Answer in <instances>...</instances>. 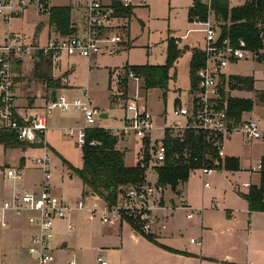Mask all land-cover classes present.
I'll use <instances>...</instances> for the list:
<instances>
[{
  "label": "built area",
  "instance_id": "2783aa9c",
  "mask_svg": "<svg viewBox=\"0 0 264 264\" xmlns=\"http://www.w3.org/2000/svg\"><path fill=\"white\" fill-rule=\"evenodd\" d=\"M141 2L144 3L145 0ZM205 3L209 7L210 0ZM113 4L131 8L132 0H79L76 10H80V19L84 25L82 33L76 34L71 20L75 34L53 36L45 45L27 42L16 34H9L4 43L0 44V146H7V140L10 138L11 141L22 145V149L29 150L37 146L39 154L29 155V159L40 173L39 190L35 192L26 189L21 183L24 166H0L1 177L11 183L10 194L0 197V228H7L8 213L16 217L28 214L27 221L34 232L29 237L27 251L35 264L54 263V224L68 219L74 213L88 222L97 221L104 226L127 223L136 233L155 238L166 230L168 213L181 209L186 212L185 218L192 220L202 211L185 205L182 200L179 205L166 204L164 192L157 186V178L155 183L146 179L142 184L121 188L112 201L96 193L85 192L75 202L55 196L50 191L48 182L51 179V156L47 141L46 114L69 110L81 112L84 126L78 131H69L66 134L76 139L79 148L85 144L88 129L101 127V114L85 89L81 99H69L61 92L49 95L43 115L21 117L15 104L13 65L16 61L42 57L48 59L54 68L65 58H90L102 52L113 54L123 43V36L113 30L118 27L113 25L114 20L121 18L113 15ZM29 8L38 13L49 14L51 6L49 0H0V18L10 25L13 19L22 16ZM193 23L203 27L201 31L204 34V42L200 51L204 62L195 73L196 87L190 90V101L175 106L174 121L171 125L158 127L152 116L141 107V98L136 94L132 101L125 103L127 115L124 117L122 128L116 131L115 136L121 140L132 138L136 145H141V155L146 151L149 157L148 170L154 172V167L162 165L167 159V136L181 137L188 131L200 133L202 144L205 146L204 159L210 164H202L192 171L199 170L204 178L223 170L221 165L227 158L224 152L225 141L231 135L239 134L246 142L264 144V124L246 118L245 112L237 121L230 119L223 99L229 95L231 76L225 73L229 64L254 58L257 54L247 49L243 39L222 37L221 27L211 22L210 14L204 22ZM108 29L109 31H106ZM126 78L134 80L137 88L143 91L142 79L139 76L128 71ZM62 85H66L65 79L62 80ZM155 132H160L159 136L154 137ZM21 159H25V156ZM217 167L222 169L217 170ZM242 170L250 175L260 176L264 173V159L261 158L253 166ZM202 186L208 188L210 184L204 181ZM250 186V183H242L238 188L248 190ZM87 193H93L95 196L86 197ZM73 230L74 226L68 224L67 231ZM190 243L199 245L196 239H190ZM67 264H75L74 257H70ZM97 264H107V261L98 257Z\"/></svg>",
  "mask_w": 264,
  "mask_h": 264
},
{
  "label": "rangeland",
  "instance_id": "374dc122",
  "mask_svg": "<svg viewBox=\"0 0 264 264\" xmlns=\"http://www.w3.org/2000/svg\"><path fill=\"white\" fill-rule=\"evenodd\" d=\"M138 1L132 0L136 16L132 19L129 27L130 37L133 39L132 45H126L127 40L125 38V45L121 44L120 48L111 56L105 52L108 55L100 56L95 65H92V63L86 65V63L81 61L77 64L75 71H73L74 82L81 88V93L76 98L81 99L82 91L86 89L93 100L94 106L99 108V113L106 116L105 118H100L101 128L109 130L114 135L117 130L122 128L124 117L127 115L125 103L132 101L136 94H139L141 98H139L141 107L145 108L152 116L156 125H171L174 121L173 110L175 106L179 103L189 102L191 99L190 60L192 52L195 49L201 50L203 48L204 34L201 31L203 27L200 24L189 23L187 18L188 8L192 5L193 0H145L141 4ZM230 1L233 3L230 7L243 2L242 0ZM77 2L79 0H49V5L52 7L71 6L73 11V9L76 10ZM48 18V13H38L29 8L24 11L22 17L11 21L10 31L24 37H32L35 32H38V27L43 28L47 24ZM210 20L213 24L221 27L220 21L215 20L212 13H210ZM10 31L9 25L0 18V44ZM42 32H45L44 28ZM175 38L181 39L180 45L176 44L180 53L173 67L169 70L170 80L165 92L160 89H152L145 93L137 88L138 86L134 80L126 78L127 72L130 70L125 67L164 65L167 42L169 39ZM43 40L44 38L41 37L40 41ZM256 54L254 58L230 63L225 73L232 78L239 76L251 78L254 81L251 90L229 89V95L250 100L252 104L251 111L245 112L244 116L257 121H263L264 41L263 47ZM29 70L33 71V67H30ZM124 79H126V83H123ZM120 81L122 83L119 88ZM110 95H113L115 100L111 101L109 99ZM43 101L37 100L35 106L28 109L29 115L27 117L43 115L45 112V102ZM16 104L22 106L23 103L21 101L16 102ZM26 111L24 109L20 110L21 113H25ZM75 113H78V116ZM46 117L48 121L47 141L55 150V152L49 151L51 156V179L48 182L50 191L55 196L76 202L83 194L82 184L80 179L75 175H72V178L69 179L71 172L64 161L76 169L81 167V151L76 144V139L66 135L69 131H78L84 126V121L81 120V112L75 110H69L66 113L53 111L46 114ZM159 134L160 132H156L153 136L156 137ZM233 135L228 141L226 140L227 142L225 141V154L228 157L243 160L239 168L246 167L248 160H252L250 166H253L258 161L256 156L263 151L264 147L250 144L243 145L241 138L237 136L239 134ZM117 140V147L124 152L125 164L133 166L139 162L141 158V145H136L132 138ZM1 150L3 149L0 147V164L5 163L4 165L10 166H17L19 164L18 159L23 155V151L20 148H6L5 154H1ZM38 152L37 146L29 148L25 158V166L22 168V185L26 189L35 192L39 190L40 173L33 166L29 155L39 154ZM146 179L155 183V172L147 170L143 182ZM204 181L210 184L208 188L202 186ZM255 181L256 176H252L251 182ZM249 182L250 178L245 173V170L231 173V170L223 169L221 172H213L204 178L200 175L199 170H195L189 173L186 183L177 186L175 192L167 187L164 190L163 198L164 202L168 205H171L172 202L179 205L183 198L188 203L194 204H198L204 200L207 208L217 203L219 205V208H217L218 213L222 211L220 210L221 208L233 210L231 207L237 203V198L241 197L247 190L238 187L242 183ZM2 184L0 177V192L9 193L11 183L4 180ZM178 211H175L176 214H180L181 212L183 214V211ZM206 211L208 212L209 210ZM6 219L9 222L7 228H0V256L4 255L7 257L4 264L8 262V258L13 252L12 248L20 251L22 258L32 264L27 254L26 239L22 236L21 238L18 237L22 228L28 225V214L24 213L20 217H16L8 213ZM84 219L82 221L77 220L75 229L69 233L64 231V224L57 226L58 222H55V230L60 227V231L58 230L60 237H56L53 240L57 258L55 263L60 257L63 259L62 264H67V260L70 257H74L75 264H97L96 258L98 255H101L108 264H115V250H117L116 247L120 244L119 240L122 239V243L125 245L132 246L136 244L132 238L134 232L127 223H123L122 227H119L120 224L104 226L97 221L88 222ZM188 225L187 222H182L183 228H186ZM198 232L199 227L191 230L188 229V232L182 233L179 241L187 245L190 239L198 240ZM140 237L142 238L139 243H142L143 239L146 238L144 235ZM62 241L66 243L65 248H60ZM194 247L196 246L194 245ZM2 261L0 257V264H3L1 263Z\"/></svg>",
  "mask_w": 264,
  "mask_h": 264
},
{
  "label": "crops",
  "instance_id": "0c3cea01",
  "mask_svg": "<svg viewBox=\"0 0 264 264\" xmlns=\"http://www.w3.org/2000/svg\"><path fill=\"white\" fill-rule=\"evenodd\" d=\"M105 1L107 2V0ZM201 1L203 3L206 2V0H201ZM138 2L139 4L142 3L141 0H139ZM229 3L230 5L233 4L230 0ZM242 4L243 2H241L239 5ZM62 7H68V6H62ZM69 7L71 8V6ZM134 8H135L134 6L130 8L131 9L130 17L128 18L121 17L119 19L114 20L113 22V25L118 26L113 28V30L117 31L123 36L122 45H125V41H124L125 38L127 40L126 45L127 44L132 45L133 43V39L130 37L129 27L132 19L136 17L134 14ZM73 11L71 9V16H72L71 20L76 28V34H80L83 32L84 25L82 20L80 19L79 12H77V10L74 9ZM10 25H9V31L11 29ZM39 28L41 27L37 28L38 32H35L33 36L31 35L32 37H24L20 34H16V35H20L21 37H24L25 41L27 42L35 43L38 45H45L49 38L60 35L58 32L55 31V29L52 26H50L49 18L47 20V24L43 27L45 32H42L43 28H41L40 30ZM106 31H109V29ZM9 34H15V33H12L10 31ZM41 37L44 38L43 41H40ZM5 39L3 40L2 43H4ZM175 39L177 40V43L180 45L181 39L179 38H175ZM105 54H106L105 52H102L101 54L93 55L90 58H81V57L65 58L59 65H57L54 68L52 67L48 59L42 57L34 58L33 60L24 59L22 61H16L13 65L15 104L16 102H21V101L23 103L22 106L20 104H16V110L18 115H20L21 117H27L29 115L28 109L33 108L37 100L39 101L44 100L43 102H46L48 101L49 95H54L55 93L58 92L65 94L69 99L76 98L81 93V88H79V86L75 84L74 82L75 79L73 77L74 76L73 71H75L77 64L82 61L86 63V65H89L90 63H92V65H95L99 57L104 56ZM109 55L111 56L112 54ZM30 67H33V71L29 70ZM63 79L66 80L65 86L62 85ZM112 96L113 95H110L109 99L112 98ZM96 108L99 109L97 106ZM21 109L27 111L25 113H21L20 112ZM75 114H77L78 116V113ZM102 115H104V118L106 117L105 114ZM81 120L83 121V116ZM260 122L264 124V120L263 121L260 120ZM237 136L241 138L242 140L241 143L243 145L250 144V145L264 147V144L262 143L246 142L240 135ZM231 137L232 135L227 139V141ZM47 140H48V134H47ZM48 144L50 151L55 152L54 148L50 146V143ZM0 147L1 149H3L1 150V154H5V149L9 148L8 146H4V147L0 146ZM20 149L23 151V155L21 157L25 156L26 158L27 153L24 152L28 149L25 148L24 149L20 148ZM225 149H226V143H225L224 151ZM21 157L18 159V163L22 166H25V159H21ZM226 157L228 158L227 155ZM261 158H264V148L263 151L256 156V159L258 160ZM236 159L238 160L240 167L243 160L241 161L239 158ZM124 162H125V156H124ZM251 162L252 160H248L247 166L240 168V170L236 172H240L242 169L250 167ZM4 164L5 163L0 164V166H8ZM128 167H132V166H128ZM236 172L231 171V173H236ZM245 173L248 174L246 171ZM248 176L250 178V182H249L250 185H255V186L259 185L260 182L259 175L248 174ZM252 176H256V181L253 183L251 182ZM0 177H1V173H0ZM4 180L5 179L1 177V184L4 182ZM247 192L248 190H246L242 195L246 194ZM9 194L10 192L4 193L1 191L0 197H7ZM237 199H238L237 203L234 204L233 207H231V209L233 210L221 208L220 210L222 211L217 213L218 211L217 208H219V205L217 203H214L216 204V206H213L214 204H212L210 208H207V204H205L204 200H202L198 204H194V203H188L183 198L182 201H184L185 205L197 209H202L201 213L192 220H187L185 218L186 212L181 209H178L179 210L178 212L183 211V214L182 212L180 213L181 215L176 214L175 212L176 210L168 213V222H167L166 230L162 231L159 236L153 239H156L157 243L166 247L167 249L183 252L185 253V255L177 254L172 251L158 247L157 245L151 243L147 239H143L142 243L141 242L139 243V241H141L142 237L140 236L142 234L136 233L130 227L134 232L132 238L134 242H136V244L132 246L125 245L124 243H122V239L119 240L120 244L119 246L116 247L117 250H115L116 251L115 264H264V212H248V204L246 200L242 196ZM171 204L176 205L174 202H172ZM206 210L209 211L207 212ZM83 219L84 217H81L80 215L74 213L70 215L66 220L57 221L58 222L57 226L58 225L61 226V224H64L63 225L65 229L64 231H66V233H69L67 231V225L71 223L75 229V224H77V220L82 221ZM183 221L189 224L186 228H183L182 226ZM119 227H122V224ZM196 227H199V232H198L199 245L196 244L191 245L190 241L189 244L185 245L179 241L183 232H188V229L191 230V229H195ZM58 230L60 231V227H58V229L54 231V239H56V237H60L59 235L60 232ZM33 232H34L33 228L29 224L23 227L22 230L20 231L18 237L21 238L22 236L26 239L27 241L26 248L28 246L29 237ZM194 245L196 247H194ZM65 247H66V243L62 241V243L60 244V248H65ZM12 250L13 252L9 256L8 262L6 264H30L26 262L24 258H22L20 251H18L15 248H12ZM55 251L56 250H54V256L56 260L57 258ZM13 253L15 254L13 255ZM27 254L31 259V263L35 264L34 259L29 255L28 251ZM0 257L3 260L1 263L4 264V261L6 260L7 257L4 255H1ZM98 257H102V256L98 255L97 258ZM97 258H96V262H97ZM59 259L61 258L59 257ZM59 259L58 261H56V263L54 261L53 264H62L63 259L61 260Z\"/></svg>",
  "mask_w": 264,
  "mask_h": 264
},
{
  "label": "trees",
  "instance_id": "16d2710c",
  "mask_svg": "<svg viewBox=\"0 0 264 264\" xmlns=\"http://www.w3.org/2000/svg\"><path fill=\"white\" fill-rule=\"evenodd\" d=\"M112 8L115 17L128 18L131 15L130 8H123L118 4H113ZM210 13L214 15L215 20L221 23L222 37L234 40L243 39L247 44V49L253 53H258L263 47L264 0H248L242 5L234 7H230L229 0H210L209 7L201 0H193L187 12L188 22H204ZM49 24L62 36L75 34V29L71 24V8L69 6L52 7L49 12ZM179 53L176 39H169L164 65L125 68L142 79L145 93L152 89H160L165 92L170 80L169 70L173 67ZM203 62L202 52L197 49L193 50L190 60L191 90L196 87L195 73L203 65ZM123 81L126 83V79ZM230 82V89L238 90H251L254 84L251 78L239 76L231 77ZM121 83L122 81H120V86ZM121 98L123 99V97ZM110 99L111 101L115 100L114 96ZM223 99L230 119L237 121L243 112L251 111L250 100L230 95ZM91 142L94 144L90 145ZM117 143V137L109 130L101 127L88 129L85 144L80 148L81 167L76 169L64 161L71 176L75 175L80 179L83 193L93 192L112 201L121 188L144 183L145 173L150 164L147 152L142 153L136 165L128 167L124 162V152L117 148ZM165 144L169 148L167 159L162 165L154 168L157 186L163 192L167 187L175 192L177 186L186 183L192 170L199 168L202 164H210L204 159L205 146L202 144L200 133L188 131L181 137L167 136ZM7 146L20 148L22 145L17 141H11L10 138L7 140ZM221 166L223 169L233 172L240 170L236 158H226ZM222 168L217 167V170ZM242 197L248 204V212H264V173L260 175L259 185H251L248 192ZM144 236L158 247L185 255L183 252L167 249L150 236Z\"/></svg>",
  "mask_w": 264,
  "mask_h": 264
},
{
  "label": "water",
  "instance_id": "95a60500",
  "mask_svg": "<svg viewBox=\"0 0 264 264\" xmlns=\"http://www.w3.org/2000/svg\"><path fill=\"white\" fill-rule=\"evenodd\" d=\"M101 118H104V115L101 114ZM69 179H71V176H69ZM95 195L93 193H87L86 197H94ZM65 246V245H63Z\"/></svg>",
  "mask_w": 264,
  "mask_h": 264
}]
</instances>
